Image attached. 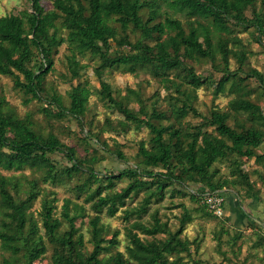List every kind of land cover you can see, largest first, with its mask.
<instances>
[{"label":"trees","instance_id":"obj_1","mask_svg":"<svg viewBox=\"0 0 264 264\" xmlns=\"http://www.w3.org/2000/svg\"><path fill=\"white\" fill-rule=\"evenodd\" d=\"M29 1L32 11L0 17V78L12 81L26 96V104L45 98L58 110V120L74 119L93 156L83 159L55 134L38 132L32 117H20L0 92V169L30 168L45 184L75 180L77 198H83V203L65 199L61 218L54 202L44 200L40 227L30 211L41 192L39 182L24 174L0 175V264H34L49 251L51 264H191L199 240L185 236L194 217L184 205L173 206L184 209L176 229L162 221L158 211L150 214L148 224L141 219L167 194L201 199L187 191L191 187L199 192L231 191L239 204L264 193V153L259 151L264 145V74L248 64L247 48L239 36L253 30L262 43L264 11L256 10L257 0H52L51 10L41 0ZM64 44L72 79L81 78L87 68L84 58L97 62L95 74L101 85L97 94L122 116L117 125L107 120V127L148 131V140L139 143L136 167L114 171L102 165L107 154L123 162L127 158L102 139V132L86 129L94 94L87 81L71 89L68 106L60 95L47 91V76ZM231 59L237 68L232 69ZM193 63H209L220 76L201 77ZM148 66L169 92L168 111L159 109L158 98L148 103L141 89L128 88L121 95L104 80L114 70L136 74ZM252 80L257 89L251 88ZM205 84L214 87L216 97H231L227 109L216 107L209 115L198 111L195 92ZM133 103L138 110L130 106ZM42 111L52 117L49 109ZM190 115L200 122H186ZM57 154L63 163L51 157ZM247 161L256 167L245 170ZM223 165L227 175L221 171ZM125 179L128 184L117 190ZM205 210L206 217L218 218L204 205ZM118 214L125 223V252L113 251L120 244V232L108 239L103 222V217ZM79 219H87L88 242L77 226ZM251 229L253 246L264 248L263 228L255 224ZM239 231L231 233L222 224L215 236L218 245L227 235L234 248L244 237Z\"/></svg>","mask_w":264,"mask_h":264},{"label":"rangeland","instance_id":"obj_2","mask_svg":"<svg viewBox=\"0 0 264 264\" xmlns=\"http://www.w3.org/2000/svg\"><path fill=\"white\" fill-rule=\"evenodd\" d=\"M41 3L47 10L53 8L52 0H41ZM31 8L32 6L29 0H0V17L8 14H18L25 9L32 11ZM255 8L258 11H264V0H257ZM248 15H250V13H248ZM176 17L185 22L184 18L180 17V15H176ZM239 36L242 38L247 48L249 58L248 64L264 74V39L262 40V43H259L258 40L255 39L256 37L253 30L242 31ZM68 54L67 44H64L59 48V53L55 56L54 71L47 76L45 82L47 91L49 93L55 92L60 95L68 106L70 103L68 93L71 89L79 82L87 81L94 94L90 98L89 110L85 118L86 129L91 127L96 132H102V139L105 140L112 149L119 147L127 158V162H123L118 160L114 155L107 154V161L102 165L114 171H120L128 167H136L138 162L137 153L139 150V143L143 140H148V131L146 129L136 131L130 126H125V129L123 130L118 126L117 131L108 128L107 120H111L114 125H117V121L122 119V116L117 111L108 107L97 94L98 90L101 88L100 80L95 74L97 62L88 56L84 58L82 63L85 64L87 68L81 71V78L72 79L69 67L65 60V57H67ZM192 65L195 68L196 74L201 75V77H207L211 73H213L215 78L220 76L219 73L213 70L209 63H193ZM231 67L232 69L238 67L235 59H231ZM151 71V66L139 70L136 74L127 73L123 70H114L106 73L104 75V80L112 85L116 93H120L121 95H125L128 88L141 89L144 97L149 100L148 103L158 98L159 109L168 111L166 101L169 92L166 87L160 83L159 78L155 77ZM170 78H175L174 74H171ZM250 83L251 88L257 89L255 81L252 80ZM213 91L214 87L205 84L195 92L197 95L195 107L202 115H209L210 111L216 107L223 110L227 109V104L231 97L227 95L216 97ZM0 92L10 104L11 108L20 117L24 118L27 115L32 117L38 132H41L44 135H49L50 133L55 134L63 143L75 148L79 157L83 159H88L93 156L92 146L91 144L86 143V136L80 131L76 121L70 117L58 120V110L55 106L47 103L45 98L40 102L32 101L31 103L26 104V96L14 87L13 82L10 79L4 77L0 78ZM130 106L136 110L139 109L137 103H133ZM44 108L50 110L52 117H47L43 113L42 109ZM188 121L191 124H198L200 118L190 115L186 119V122ZM259 151L264 153V145ZM51 157L59 163L64 162V158L59 154ZM255 167L254 162L247 161L244 169L251 171L252 168ZM221 171L225 175L228 174L226 165L221 167ZM22 174L26 175L30 180L35 179L39 182L38 184L41 192L33 203V207L30 211L39 221L40 227L42 224L40 222L39 213L42 209V203L44 200L54 202L53 204L56 206V216L59 218H61L60 213L65 199H72L83 203V198L78 200L77 193L74 191V185L76 184L75 180H67L61 184H54L51 182L45 184L40 179L41 174L30 168H26L24 171L19 172H7L0 169V175L6 177L12 175L20 176ZM128 182L127 179L122 180L118 183L116 189L120 190L122 187H125ZM141 197L142 194L133 202V206L139 204ZM174 205L176 207L184 205L194 217V221L187 225L185 232V236L189 239L199 240V248L195 250L194 246L192 249V258H190V260H193V262L191 264H264V248L262 246L257 248L253 246L255 238L252 236V229L251 231L242 230L244 237L237 241L234 248L231 245V242H229V236L227 235L222 236V244L220 246L218 245L215 236L216 233L221 232L222 224L226 229L230 230L231 233L238 232L239 230L232 228L225 217L222 219L206 217V210L205 212L202 211L204 204L199 198L197 201H192L190 196H184L183 194H177L173 198H171L170 194H167L166 199L163 202L159 204L153 203L150 207L149 214L145 215L141 220L148 224L151 220L149 217L150 214L158 211L159 217L162 221L168 222L173 229H176L179 224V218L182 216L184 209L182 207L173 208ZM86 208L88 212H90L89 204L86 205ZM103 222L108 229V234L106 236L108 239L113 236L115 231L120 232L118 237L120 244L113 251L125 252L127 239L124 232L125 223L121 218V214H118L113 218L103 217ZM77 226L81 228V231L85 236V241L88 242L90 234L87 219L84 221L79 219L77 221ZM66 227L67 225L64 223L62 229L64 230ZM41 232H44L43 228H41ZM141 237L148 238L143 235ZM88 248H91L90 244H88ZM50 253L51 251H49L48 255L43 259L34 264H51Z\"/></svg>","mask_w":264,"mask_h":264},{"label":"crops","instance_id":"obj_3","mask_svg":"<svg viewBox=\"0 0 264 264\" xmlns=\"http://www.w3.org/2000/svg\"><path fill=\"white\" fill-rule=\"evenodd\" d=\"M225 218L228 223L238 229L251 231L252 225L264 230V193L258 199L248 200L239 204L235 193L225 191Z\"/></svg>","mask_w":264,"mask_h":264},{"label":"built area","instance_id":"obj_4","mask_svg":"<svg viewBox=\"0 0 264 264\" xmlns=\"http://www.w3.org/2000/svg\"><path fill=\"white\" fill-rule=\"evenodd\" d=\"M187 191L191 194L200 196L202 203L208 208V210L218 218H224L225 216V204L226 199L223 191H202L199 192L197 188H187Z\"/></svg>","mask_w":264,"mask_h":264}]
</instances>
